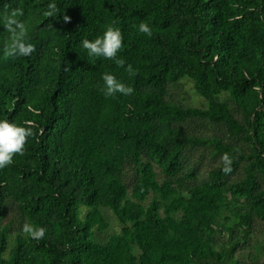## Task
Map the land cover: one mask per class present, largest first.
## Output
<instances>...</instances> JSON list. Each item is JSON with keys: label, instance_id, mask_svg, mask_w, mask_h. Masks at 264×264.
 <instances>
[{"label": "trees", "instance_id": "1", "mask_svg": "<svg viewBox=\"0 0 264 264\" xmlns=\"http://www.w3.org/2000/svg\"><path fill=\"white\" fill-rule=\"evenodd\" d=\"M0 264H264V0H0Z\"/></svg>", "mask_w": 264, "mask_h": 264}, {"label": "rangeland", "instance_id": "2", "mask_svg": "<svg viewBox=\"0 0 264 264\" xmlns=\"http://www.w3.org/2000/svg\"><path fill=\"white\" fill-rule=\"evenodd\" d=\"M184 91L182 96L183 97H187L189 98L188 104L189 106H194V107H203V101L201 100V98L197 95V93L194 90V83L192 81H185L184 82ZM187 103V102H186ZM109 219V223H110V230L111 232H117L119 231V227H118V223L115 220V218L113 216L108 215ZM100 239H104V237H101L100 234L97 235Z\"/></svg>", "mask_w": 264, "mask_h": 264}]
</instances>
